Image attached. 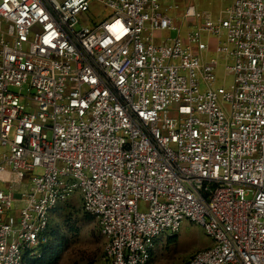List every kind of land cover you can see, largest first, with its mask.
<instances>
[{"label":"built area","instance_id":"obj_1","mask_svg":"<svg viewBox=\"0 0 264 264\" xmlns=\"http://www.w3.org/2000/svg\"><path fill=\"white\" fill-rule=\"evenodd\" d=\"M77 193L110 264H152L186 220L212 244L185 264H264V0L217 18L191 0H0V264L40 256Z\"/></svg>","mask_w":264,"mask_h":264},{"label":"rangeland","instance_id":"obj_2","mask_svg":"<svg viewBox=\"0 0 264 264\" xmlns=\"http://www.w3.org/2000/svg\"><path fill=\"white\" fill-rule=\"evenodd\" d=\"M171 1L164 0L166 5ZM231 1L191 0V3L195 4L199 11H210L217 18L223 14ZM104 15H108V12L105 11ZM188 21L192 22L193 19ZM187 23H182L183 31L187 30ZM164 35L174 38L177 33L171 31ZM217 78L218 85L227 89L233 83V76L225 75L223 61L217 69ZM139 206L141 211L147 209L145 202H140ZM52 224L58 236L62 238V250L57 264H110L106 258V238L101 234L96 219L84 210L80 193L74 194L56 208L52 214ZM171 238L175 239L171 241ZM211 244L212 239L200 225L186 220L178 233H165L157 240L152 264H185L194 253Z\"/></svg>","mask_w":264,"mask_h":264},{"label":"trees","instance_id":"obj_3","mask_svg":"<svg viewBox=\"0 0 264 264\" xmlns=\"http://www.w3.org/2000/svg\"><path fill=\"white\" fill-rule=\"evenodd\" d=\"M63 203H61V204H63ZM60 205H58L56 208H58ZM56 208L54 209V211L56 210ZM53 212H52V214H53ZM91 216L94 218L93 215H91ZM46 236H47V241L45 243L41 244L40 248H39L40 256L26 255V256H24L23 264H57V262L59 261V258H60L61 250H62V248H61L62 247V243H61L62 238H60L58 236V233L56 232L55 228L53 227L52 215H51L49 228L46 231ZM174 239L175 238H171V241H173ZM153 256H154V253H153Z\"/></svg>","mask_w":264,"mask_h":264}]
</instances>
